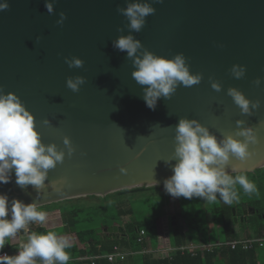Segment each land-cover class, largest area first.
I'll use <instances>...</instances> for the list:
<instances>
[{
  "label": "water",
  "instance_id": "obj_1",
  "mask_svg": "<svg viewBox=\"0 0 264 264\" xmlns=\"http://www.w3.org/2000/svg\"><path fill=\"white\" fill-rule=\"evenodd\" d=\"M0 3L8 5L0 10V94H15L33 115L41 143L64 152L63 162L47 170L41 189H21L14 174L9 183L0 184L9 206L13 199L39 206L141 185L163 186L172 175L175 161L166 162L172 160L175 126L181 118L196 120L218 142L243 121L239 127L253 128L259 142L249 146L254 154L248 160H232L225 171L232 172V163L241 171L264 167V0ZM134 3L155 9L139 32L131 30L129 19L117 11ZM129 35L141 44L136 58L145 51L166 59L183 54L189 74L199 76L200 82L191 87L178 83L170 98L161 96L155 109H149L143 99L147 86L132 77L134 58L114 47L118 38ZM73 57L83 66L69 68L65 59ZM233 66L244 69L241 78L233 75ZM77 76L85 83L73 92L66 80ZM229 88L250 102L251 115L241 112L227 94ZM254 102H259L256 108ZM64 137L74 148L71 156ZM241 208L240 221L256 212L247 203ZM178 222L183 223L180 216ZM117 229L121 227L112 224L96 232ZM29 232L25 228L19 233ZM18 245L5 243L9 250Z\"/></svg>",
  "mask_w": 264,
  "mask_h": 264
},
{
  "label": "clouds",
  "instance_id": "obj_2",
  "mask_svg": "<svg viewBox=\"0 0 264 264\" xmlns=\"http://www.w3.org/2000/svg\"><path fill=\"white\" fill-rule=\"evenodd\" d=\"M154 2L160 3L162 0ZM7 7L6 3H0V10ZM46 7L49 12L52 11L50 4ZM117 11L129 19L131 30L139 32L146 23V17L153 14L155 9L148 4L134 3ZM61 17L66 18L63 13ZM114 47L126 51L128 57L134 58L132 77L139 85L147 86L143 99L149 109H155L156 100L161 96L170 98L178 83L191 87L200 82L199 76L189 74L183 54L166 59L145 51L142 58H136L135 54L141 44L131 35L118 38ZM65 63L69 68L83 66V61L76 57L65 59ZM232 73L236 78H241L244 69L233 66ZM84 83V77L77 76L74 79L68 78L66 87L77 92ZM212 88L220 90L215 83ZM227 94L243 114L251 115L250 102L239 91L229 88ZM258 103H252V107L256 108ZM243 123L237 121L238 129L218 142L196 120L179 119L175 126L172 160L166 162L175 161L172 164V175L164 180L165 192L172 197H199L208 202H215L219 194L220 200L228 205L238 199L237 186L246 194L256 192L255 184L239 169L238 164H231L232 172L238 174L231 175L225 171L232 160L241 163L248 160L254 154V151H249V146L259 142L253 128L239 127ZM63 143L71 156L74 148L69 138L64 137ZM63 160L64 152L58 151L54 144L41 143L34 117L21 100L11 92L0 94V184L9 183L14 174L15 183L21 189L31 185L39 190L44 186L47 170ZM46 219V212L40 210L36 203L25 204L13 199L9 206L8 196L0 194V250L8 238L16 236L27 225L43 223ZM71 247L69 238L58 236L55 232L34 233L17 254L0 255V264H37V259L40 264H67L70 255L66 249Z\"/></svg>",
  "mask_w": 264,
  "mask_h": 264
},
{
  "label": "trees",
  "instance_id": "obj_3",
  "mask_svg": "<svg viewBox=\"0 0 264 264\" xmlns=\"http://www.w3.org/2000/svg\"><path fill=\"white\" fill-rule=\"evenodd\" d=\"M243 172L253 179L252 183H256V189L264 188V167ZM162 187L164 186L141 185L116 190L104 196L90 194L67 198L39 205L38 208L44 212L59 211L61 233L56 234L69 238L72 244L71 248L66 249L70 255L67 264H90L89 261L78 259V257L108 253L113 250L114 246L130 251H137L148 246L157 247L156 244L160 241L161 220H164L163 216H166V206L168 205L163 195L162 197L160 194L155 195ZM181 199L182 196L176 197L178 209L176 214H173L176 222L172 223L171 218L167 219L170 245L186 244L188 241L197 239L210 242L205 235L208 220L204 214L208 210L210 211V220L217 226L216 229L213 228L217 234L211 241L238 238L239 232L235 229L233 216L240 213L239 207V210H236L233 203L228 205L223 202H216L209 204L206 211L203 212L201 208H198L186 217L181 211L183 206L180 202ZM246 203L252 204L256 208L255 214H261L260 220H257L256 217L257 221L254 224L243 226L247 233L246 236L260 237L264 234V214L260 208L262 202L252 199L247 200ZM232 209L235 210L234 214ZM179 216L183 220L182 224L178 222L177 217ZM247 220L246 218L245 221ZM112 224L121 227V230L117 229L115 233L96 232V228H104ZM141 229L144 231V237L138 242L137 237ZM29 230V237L34 233L55 232L54 228L46 227L41 223L31 225ZM202 234H204L203 237ZM15 248L13 247L11 250ZM4 249H7L5 245L2 250ZM260 249L258 245L248 249H242L239 245L234 248L222 245L214 246L210 250L198 251L195 255H192L188 250H177L170 257H153L152 254L135 253L122 260L117 258L109 261L106 258H99L94 264H127L125 263L127 259L130 261L129 264H264ZM200 252L203 253V257Z\"/></svg>",
  "mask_w": 264,
  "mask_h": 264
},
{
  "label": "rangeland",
  "instance_id": "obj_4",
  "mask_svg": "<svg viewBox=\"0 0 264 264\" xmlns=\"http://www.w3.org/2000/svg\"><path fill=\"white\" fill-rule=\"evenodd\" d=\"M227 173L228 174H231V175L238 174V173H233V172H227ZM248 179L251 182L253 181V179H251L250 177H248ZM254 181H255V178H254ZM237 191L239 193L238 199L233 202L234 207L236 208V210H239V208H240V211L239 212L241 213V211H242V208L241 207H242V204L243 203H246L247 200L256 199V200H259L260 202H262L260 208H261V210L263 211V214H264V188L263 189H257L256 192H254L252 194H246V193L243 192L242 189L239 188V186H237ZM158 194H160L161 197L163 195V197H165V200H167V202H166L168 204L167 212L169 214V216H167V219H170V217L173 214H176V211L178 209V204H177L176 197H172V196L170 197V195L165 192L164 188H161V190L158 191L155 195L158 196ZM217 196L218 197H217V200L215 202H208V201H205V200H203L202 198H199V197H193L191 199H186V198L182 197V199L180 201L181 204H183L181 211L184 212V216H186V217L189 216V215H191V213H194L198 208H201V210L204 212V211H206V209L209 208L208 207L209 204H211V203H214L215 204L216 202L217 203L218 202H222V200H220V198H219V194H217ZM252 197H255V198H252ZM249 198H251V199H249ZM249 205L253 206L252 204H249ZM234 213H235V210H234ZM204 216L208 220V227L205 230L206 231L205 235H207L206 238H208V240L210 241L217 234V232L214 230V229L217 228V226L214 225L212 223V221L210 220V211L209 210H208V212H206V214H204ZM241 216L242 215H239V214L233 216V218L234 217H237V222L235 224L240 225V230H239L240 235H243L244 234V227L243 226H245V227L246 226H250V225L254 224L257 220H260L261 219V214H259V213H257V214H255V213H253V214L248 213L247 216H246V218L248 219L247 221H245V219L240 221L239 218ZM256 217H257V220H256ZM177 219H178V217H177ZM56 222L58 223V220L57 219L55 221H50L49 223H46V225L48 226V225L54 224ZM34 224H36V223H30L29 225H27L26 229H29L31 227V225H34ZM60 226L61 225H57V226H54V227H51V228H54L55 233H58L59 234V233H61ZM160 226H161L160 227V229H161L160 234H161V233H163L162 231H165V229L162 227V224H160ZM241 228H243V230H241ZM247 232H249V230ZM203 236H204V234H202V237ZM262 236H264V235H261L260 237H262ZM238 238H245V237H241L240 236ZM27 242H28V240H26L23 244H26ZM181 245H184V244H181ZM168 246H172V245H168ZM175 246H180V245H174L173 247H175ZM175 251H177V249L176 250L173 249L171 251H168L167 253L162 252V254L164 256L170 257L171 254L174 253Z\"/></svg>",
  "mask_w": 264,
  "mask_h": 264
},
{
  "label": "built area",
  "instance_id": "obj_5",
  "mask_svg": "<svg viewBox=\"0 0 264 264\" xmlns=\"http://www.w3.org/2000/svg\"><path fill=\"white\" fill-rule=\"evenodd\" d=\"M144 237V231L141 229L139 231L138 237H137V241L140 242ZM264 242V236L262 237H256V236H249V237H245V238H235V239H230V240H225V241H216L215 243H186L184 245H180V246H167V247H157V248H152V247H144L141 248L137 251H139L140 253H162L165 252L167 253L168 251L171 250H179V251H185L188 250L190 251V253H195L198 250H210L211 248H213L214 246H222V245H227L230 248H234L237 245H239L242 249H248L251 247H255V245H262V243ZM22 245L23 244H19L18 246H16V248L14 250H8V249H4L0 251V255L3 254H8L10 256L17 254V251L22 249ZM137 251H130V250H123L120 249L117 246L113 247V250L111 252L108 253H102V254H94V255H89V256H80L78 257V259L84 260V261H89L90 264H94L95 261L99 258H106L109 261H113L115 259H125L126 256L136 253ZM37 264H40V261L37 259Z\"/></svg>",
  "mask_w": 264,
  "mask_h": 264
},
{
  "label": "crops",
  "instance_id": "obj_6",
  "mask_svg": "<svg viewBox=\"0 0 264 264\" xmlns=\"http://www.w3.org/2000/svg\"><path fill=\"white\" fill-rule=\"evenodd\" d=\"M168 205L166 206V209H167ZM46 214H47V219L45 220V222L41 223L43 225H45L46 227H54V226H57V225H60L61 224V218H60V214H59V211L58 210H50V211H46ZM166 216H169L168 212L166 213ZM166 216H163L164 217V220H161V224H162V227L165 229V231H162L163 233L160 234V241H158V243L156 244L157 247H167L169 244V235H168V227H167V217ZM10 218V217H9ZM58 220V223H54V224H51V225H46V223H49L50 221H55V220ZM235 229L237 230V232H239L240 230V225H237L235 224ZM264 235V234H263ZM248 237L246 236V232L244 231V234L243 235H240V233H238V237ZM29 234H26V233H23V234H18L17 236H14V237H11V238H8L7 239V242H10V243H19V244H23L26 240H28L29 238ZM6 242V243H7ZM216 241H211L210 242H203L199 239L197 240H194V241H188L187 243H215ZM24 245V244H23ZM259 246V245H258ZM148 247H151V246H148ZM155 247V248H157ZM261 249H260V252L264 258V242L262 243V245L259 246ZM198 251H202V250H198ZM196 251V252H198ZM195 253H192V255H195ZM136 253H140L139 251H137ZM135 254V253H133ZM147 254H152L153 257H158V256H164L162 253L158 254V253H147ZM200 255L203 257V253L200 252ZM125 263L129 264L130 261L127 259L125 260Z\"/></svg>",
  "mask_w": 264,
  "mask_h": 264
},
{
  "label": "flooded vegetation",
  "instance_id": "obj_7",
  "mask_svg": "<svg viewBox=\"0 0 264 264\" xmlns=\"http://www.w3.org/2000/svg\"><path fill=\"white\" fill-rule=\"evenodd\" d=\"M239 215H241V213H239ZM173 216V215H172Z\"/></svg>",
  "mask_w": 264,
  "mask_h": 264
}]
</instances>
